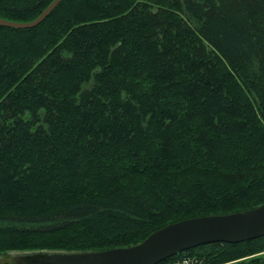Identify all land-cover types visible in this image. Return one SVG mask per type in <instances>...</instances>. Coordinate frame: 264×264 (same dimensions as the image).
I'll use <instances>...</instances> for the list:
<instances>
[{
    "label": "trees",
    "instance_id": "1",
    "mask_svg": "<svg viewBox=\"0 0 264 264\" xmlns=\"http://www.w3.org/2000/svg\"><path fill=\"white\" fill-rule=\"evenodd\" d=\"M263 204L264 0H63L0 25V252L129 247ZM188 257L264 264V236L157 264Z\"/></svg>",
    "mask_w": 264,
    "mask_h": 264
},
{
    "label": "water",
    "instance_id": "2",
    "mask_svg": "<svg viewBox=\"0 0 264 264\" xmlns=\"http://www.w3.org/2000/svg\"><path fill=\"white\" fill-rule=\"evenodd\" d=\"M54 0L31 21L0 16V25L32 28L43 22L62 2ZM264 235V204L229 214L207 215L169 224L137 245L88 252H42L23 264H157L179 252L208 243L240 242Z\"/></svg>",
    "mask_w": 264,
    "mask_h": 264
},
{
    "label": "rangeland",
    "instance_id": "3",
    "mask_svg": "<svg viewBox=\"0 0 264 264\" xmlns=\"http://www.w3.org/2000/svg\"><path fill=\"white\" fill-rule=\"evenodd\" d=\"M209 244V243H208ZM198 247V246H197ZM189 250V249H188ZM42 252H65V251H43V250H12L0 252V257L4 256L2 259L3 264H23V262L27 263L29 260L28 256H33ZM190 259H195L188 257ZM227 264H240V262H230Z\"/></svg>",
    "mask_w": 264,
    "mask_h": 264
},
{
    "label": "built area",
    "instance_id": "4",
    "mask_svg": "<svg viewBox=\"0 0 264 264\" xmlns=\"http://www.w3.org/2000/svg\"><path fill=\"white\" fill-rule=\"evenodd\" d=\"M174 264H202V263L196 259L184 258L181 261L180 260L176 261Z\"/></svg>",
    "mask_w": 264,
    "mask_h": 264
},
{
    "label": "flooded vegetation",
    "instance_id": "5",
    "mask_svg": "<svg viewBox=\"0 0 264 264\" xmlns=\"http://www.w3.org/2000/svg\"><path fill=\"white\" fill-rule=\"evenodd\" d=\"M3 257H4V256H1V257H0V264H3V263H2L3 261H2V259H1V258H3Z\"/></svg>",
    "mask_w": 264,
    "mask_h": 264
},
{
    "label": "bare ground",
    "instance_id": "6",
    "mask_svg": "<svg viewBox=\"0 0 264 264\" xmlns=\"http://www.w3.org/2000/svg\"><path fill=\"white\" fill-rule=\"evenodd\" d=\"M193 218V217H192ZM178 222V221H177ZM173 223H175V222H173ZM172 224V223H171ZM169 225V224H168ZM167 226V225H166ZM165 227V226H164ZM264 236V235H263ZM250 240V239H249ZM245 241V240H244ZM194 248V247H193Z\"/></svg>",
    "mask_w": 264,
    "mask_h": 264
}]
</instances>
